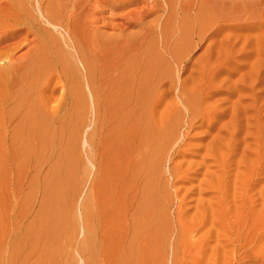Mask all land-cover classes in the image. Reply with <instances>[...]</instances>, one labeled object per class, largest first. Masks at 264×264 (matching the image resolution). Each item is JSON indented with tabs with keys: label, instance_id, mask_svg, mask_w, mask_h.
<instances>
[{
	"label": "bare ground",
	"instance_id": "bare-ground-1",
	"mask_svg": "<svg viewBox=\"0 0 264 264\" xmlns=\"http://www.w3.org/2000/svg\"><path fill=\"white\" fill-rule=\"evenodd\" d=\"M211 30L246 33L232 54L262 71L264 0H0V173L16 184L25 163H50L41 207L0 264H75L73 248L87 264H113L102 251L115 245L146 263L160 160L178 123L157 111L160 89H175ZM54 78L63 90L48 106ZM182 92L187 109L195 96Z\"/></svg>",
	"mask_w": 264,
	"mask_h": 264
},
{
	"label": "rangeland",
	"instance_id": "rangeland-1",
	"mask_svg": "<svg viewBox=\"0 0 264 264\" xmlns=\"http://www.w3.org/2000/svg\"><path fill=\"white\" fill-rule=\"evenodd\" d=\"M246 35L211 30L197 37L198 45L180 64L184 69L176 74L175 89H160L157 111L178 123L160 160V201L150 224L157 229L149 231L145 264H264V62L262 71L249 72L254 60L232 54L243 49ZM229 40L237 44L230 47ZM56 81L42 95L48 106L57 105L63 90L54 87ZM183 90L195 96L187 109L180 100ZM49 165L25 163L16 184L6 180L4 169L0 173V251L5 256L12 237L23 233L41 207ZM85 191L83 186L78 205ZM80 227L77 242L83 238ZM116 246L109 250L115 252L112 259L102 251L107 262L140 264L136 255L126 261ZM72 250L75 264H87Z\"/></svg>",
	"mask_w": 264,
	"mask_h": 264
}]
</instances>
